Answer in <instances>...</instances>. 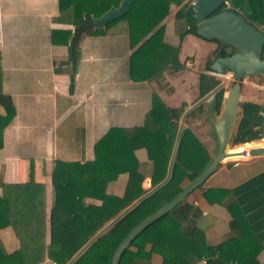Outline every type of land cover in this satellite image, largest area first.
Here are the masks:
<instances>
[{
  "label": "crops",
  "instance_id": "crops-1",
  "mask_svg": "<svg viewBox=\"0 0 264 264\" xmlns=\"http://www.w3.org/2000/svg\"><path fill=\"white\" fill-rule=\"evenodd\" d=\"M179 7L171 4L162 23L164 41L179 47L182 68L165 69L151 80L135 81L129 76L133 48L124 22H118L105 34L82 35L74 61L68 62V46L53 44L51 30L73 32L80 21L79 15H74L76 5L60 11L58 0H0L1 88L15 109L3 129L0 148V194L7 198L9 208V225L0 229V241L7 252L17 249L20 243L50 246L52 172L57 160H92L96 141L111 127L142 126L154 94L168 107L181 109L182 115L202 97L201 73L225 81L226 95L232 83L230 71L219 75L208 67L219 55L222 44L187 32L189 26L177 25L175 13ZM224 50L233 51L229 46ZM243 101L264 105V73L243 78ZM209 102L212 97L187 116L184 127H189L205 145L212 160L218 151L213 123L220 115L222 103L217 113L209 111ZM0 110L3 112L2 107ZM256 146L264 147V127L259 140L231 143L228 158L203 182L205 188L229 192V199L240 210V226L231 228L230 210L219 202H209L202 188L189 193L184 199L185 207L178 210L182 227L194 235L193 243L205 240L217 244L244 232L242 264H264V153L238 165H233L232 158L241 150ZM134 153L140 162L151 167L145 147ZM197 176V171H188L181 185L186 187ZM127 178V173L117 176L112 184L115 194L123 193ZM154 185L148 172L141 186L146 192ZM253 250H257L254 256ZM252 257L255 263L250 262ZM135 263L163 264V257L153 252L148 258H136ZM41 264L54 261L46 257Z\"/></svg>",
  "mask_w": 264,
  "mask_h": 264
},
{
  "label": "trees",
  "instance_id": "trees-1",
  "mask_svg": "<svg viewBox=\"0 0 264 264\" xmlns=\"http://www.w3.org/2000/svg\"><path fill=\"white\" fill-rule=\"evenodd\" d=\"M121 1L58 0L60 11L76 5L74 15H79L80 21L76 23L73 32L51 30V42L67 45L68 62H73L76 44L82 35L105 34L122 21L127 26L130 45L133 48L129 57V76L132 80H151L165 69H181L179 47L164 41L165 26L162 21L167 16L171 4H175L180 6L175 13L176 24L189 26L187 32L199 35L189 2L132 0L129 8L121 15L99 25L92 22L93 18L101 17L110 8L118 7ZM227 2L231 9L239 11L246 21L256 26L264 23V0ZM226 7L227 4L223 3L218 10ZM211 40L222 44L218 54L226 56L231 53L224 50L227 45L220 40ZM260 58L264 59V45ZM212 62L208 64L209 69ZM219 83L220 79L214 75L201 73L200 95L203 96ZM224 92L225 89L221 88L212 96L214 111L217 113L220 111ZM0 107L3 108V112L0 110L1 148L3 129L15 114L11 98L4 94L1 88V63ZM241 109L242 116L232 136V144L259 140L263 136L264 105L243 101ZM181 111L179 108L168 107L154 94L152 107L142 126L111 127L96 141L92 160H57L52 172L54 203L49 214L50 246L41 243H20L17 249L7 252L0 241V264H41L46 257L53 260L54 264L66 263L107 221L145 192L141 183L148 172L151 174L153 185L165 177ZM140 147H145L148 151L150 168L135 156V150ZM210 162L211 157L205 145L189 127H184L170 179L120 218L71 264H111L114 251L132 229L183 190L181 183L187 172L197 171L199 175ZM120 173H127L128 178L123 193L117 195L113 192L112 184ZM198 188L203 189V194L209 202H219L230 210L233 216L231 228L240 226V210L236 202L229 199L226 189L205 188L203 183ZM87 199L91 201L87 202ZM185 205L183 200L141 231L122 252L118 264H136V258H148L153 252L161 254L163 264H193L201 257H208L206 264H222L219 259L242 264L240 252L243 249L242 239L245 233L241 232L239 237L231 235L217 244H209L205 240L193 243V233L182 227L178 214L180 207ZM8 210L7 198L0 194V229L9 225ZM252 252L254 256L257 250ZM250 262L256 261L252 257Z\"/></svg>",
  "mask_w": 264,
  "mask_h": 264
},
{
  "label": "water",
  "instance_id": "water-1",
  "mask_svg": "<svg viewBox=\"0 0 264 264\" xmlns=\"http://www.w3.org/2000/svg\"><path fill=\"white\" fill-rule=\"evenodd\" d=\"M226 1L227 0H194V3L191 5L196 21L197 33L204 38L218 39L233 49V51L226 56L217 55L210 65V70L219 75H225V71H230V78L232 79V83L229 85L226 95L223 98L220 115L213 123L218 139L217 154L194 181L184 187L183 190L168 203L144 218L132 229L114 251L111 264H118L122 252L141 231L162 215L169 212L178 203L182 202L189 193L202 184L216 167L229 156L228 150L231 147V139L242 115V80L245 76L264 73V59L260 58L261 50L264 45V23L256 26L246 21L239 11L231 9L228 6L218 10ZM131 2L132 0H122L118 7L110 8L101 17L93 18L92 22L99 25L121 15L129 8ZM225 84V81H220L219 84L183 111L179 120L165 177L107 221L64 264H71L74 262L98 237L109 230L120 218L170 179L176 151L187 116L195 108L210 99L219 89L224 88ZM208 109L213 112V102L208 103ZM262 153H264V147L256 146L249 149V154L251 156H257Z\"/></svg>",
  "mask_w": 264,
  "mask_h": 264
},
{
  "label": "built area",
  "instance_id": "built-area-1",
  "mask_svg": "<svg viewBox=\"0 0 264 264\" xmlns=\"http://www.w3.org/2000/svg\"><path fill=\"white\" fill-rule=\"evenodd\" d=\"M190 5L194 3V0H189ZM251 157L249 149H244L237 156L232 158L233 165H238L241 161L247 160ZM208 257H201L196 264H206ZM227 264H237V262L230 261Z\"/></svg>",
  "mask_w": 264,
  "mask_h": 264
},
{
  "label": "rangeland",
  "instance_id": "rangeland-1",
  "mask_svg": "<svg viewBox=\"0 0 264 264\" xmlns=\"http://www.w3.org/2000/svg\"><path fill=\"white\" fill-rule=\"evenodd\" d=\"M228 3V2H227ZM226 79V78H225ZM208 147V146H207ZM209 148V147H208ZM211 150H212V152L214 153L215 152V149H216V146L214 145V146H211Z\"/></svg>",
  "mask_w": 264,
  "mask_h": 264
},
{
  "label": "flooded vegetation",
  "instance_id": "flooded-vegetation-1",
  "mask_svg": "<svg viewBox=\"0 0 264 264\" xmlns=\"http://www.w3.org/2000/svg\"><path fill=\"white\" fill-rule=\"evenodd\" d=\"M227 4V6L229 7V3H227V1L225 2ZM259 26V25H258Z\"/></svg>",
  "mask_w": 264,
  "mask_h": 264
},
{
  "label": "bare ground",
  "instance_id": "bare-ground-1",
  "mask_svg": "<svg viewBox=\"0 0 264 264\" xmlns=\"http://www.w3.org/2000/svg\"><path fill=\"white\" fill-rule=\"evenodd\" d=\"M241 151H242V150H241ZM241 151H240V152H241Z\"/></svg>",
  "mask_w": 264,
  "mask_h": 264
}]
</instances>
